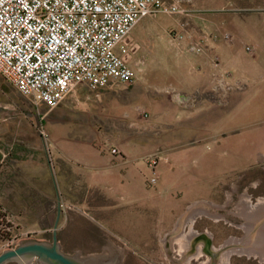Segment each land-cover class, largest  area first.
<instances>
[{
	"label": "rangeland",
	"instance_id": "obj_1",
	"mask_svg": "<svg viewBox=\"0 0 264 264\" xmlns=\"http://www.w3.org/2000/svg\"><path fill=\"white\" fill-rule=\"evenodd\" d=\"M177 1L182 14L192 13L190 22L183 29L185 20L174 26L181 14L151 15L171 28L159 26L145 41L152 49L147 65L137 58L139 43L130 56L137 79L103 90L101 99L80 86L81 105L68 96L50 110L0 75L1 133L8 139L1 145L0 205L7 216L0 255L27 242L52 243L56 234L66 252L119 264H226L213 246L247 235L238 208L245 195L254 202L264 196V73L236 77L219 56L221 70L214 67L217 55L212 73H176L175 62H195L208 52L187 48L196 0ZM183 32L189 33L177 38ZM78 153L85 157L78 160ZM152 157L160 172L154 186ZM198 205L224 216L199 217L193 243L186 216ZM26 209L32 219L23 217ZM200 241L205 246L197 254ZM231 262L264 259L233 255Z\"/></svg>",
	"mask_w": 264,
	"mask_h": 264
},
{
	"label": "built area",
	"instance_id": "obj_2",
	"mask_svg": "<svg viewBox=\"0 0 264 264\" xmlns=\"http://www.w3.org/2000/svg\"><path fill=\"white\" fill-rule=\"evenodd\" d=\"M158 12L182 14L184 9L177 0H0V75L50 110L68 96L81 105L80 86L101 99L103 90L137 79L130 56L138 46L130 35L144 17ZM188 36L187 48L195 53L204 52L212 38L234 40L230 31L204 27ZM245 49L256 54L254 45L247 43ZM219 59L215 56L213 64L221 70ZM149 165L148 182L154 186L160 180L159 159L152 157ZM4 212L0 206V224Z\"/></svg>",
	"mask_w": 264,
	"mask_h": 264
},
{
	"label": "crops",
	"instance_id": "obj_3",
	"mask_svg": "<svg viewBox=\"0 0 264 264\" xmlns=\"http://www.w3.org/2000/svg\"><path fill=\"white\" fill-rule=\"evenodd\" d=\"M195 7L196 16L193 24L195 28L204 27L206 29H214V31H230L234 36V40L231 42L226 41L221 36L214 40H209L206 56L198 58V61L195 62L182 63V65L178 61L175 62L176 73H180V71L183 73V69L187 70L185 73H212L211 59L213 55L219 56L224 66L229 68L236 77H246V75L257 72L264 73V0H196ZM191 14L189 10L185 14H181V17L178 20L176 19L174 26H180V22L185 20L182 27L184 29L190 22L189 20H191ZM159 26L163 31L171 28L169 25H158L157 22H154L153 16L150 15L144 17L131 32L130 37L133 43L138 46V49L140 44L143 46L141 51L137 50V58L140 59L142 57L145 65H147V61L151 60L152 54V49H147L145 41L149 37H153L152 31H158ZM247 43L256 47L255 55H251L246 51L245 44ZM196 64L197 68H199L197 71H195ZM183 97L190 98V93L187 96L183 95ZM2 129L3 126L1 124V132ZM6 139L7 137L1 133V163L6 157L5 149L1 145L4 144L3 142ZM84 157L82 153L76 155L78 160ZM2 179L0 176V181ZM5 203L7 204L8 201H5ZM23 217H25V220L33 218L28 209L23 211ZM34 218H37V215ZM29 228L40 229L36 224H31ZM91 256L95 259H92L93 261H98L97 255Z\"/></svg>",
	"mask_w": 264,
	"mask_h": 264
},
{
	"label": "bare ground",
	"instance_id": "obj_4",
	"mask_svg": "<svg viewBox=\"0 0 264 264\" xmlns=\"http://www.w3.org/2000/svg\"><path fill=\"white\" fill-rule=\"evenodd\" d=\"M243 199V205L241 204L242 206H239L238 210L245 219V222L241 227L246 229L247 235L245 237L232 236L228 239V241H226L225 244L221 245L220 247L213 246L214 251H223V262L226 264H232L231 260L233 255H247L264 259V196L260 197L256 202L252 201L249 195H245ZM214 214L215 215L212 216V212L207 206L198 205L194 210L190 211L186 217L188 218L187 229H190L188 233V239H192L191 242H193V238L195 240V237L198 236L196 228L193 226V224L199 217L209 216L212 218L214 217L215 219H220L224 216L218 213ZM210 232L206 231L205 234L211 238ZM182 239L185 240L184 237ZM186 243L187 240L183 242L182 246H186ZM204 246V241H200L197 244V254H201L203 252ZM193 256H190L188 259H192ZM91 258L94 259L93 257ZM89 260L91 261V259ZM208 262H210V260L204 262V264H207Z\"/></svg>",
	"mask_w": 264,
	"mask_h": 264
},
{
	"label": "water",
	"instance_id": "obj_5",
	"mask_svg": "<svg viewBox=\"0 0 264 264\" xmlns=\"http://www.w3.org/2000/svg\"><path fill=\"white\" fill-rule=\"evenodd\" d=\"M57 223V222H56ZM57 224L55 225V229ZM19 256H25L26 258H31L32 256H39L50 264H94L95 261H90L92 256L78 257L75 255L66 254L61 251L60 243L57 241V236L55 234L52 243L45 242H27L26 244H21L15 249L7 250L0 255V264H5L10 262L11 264H16L12 262L13 260H18Z\"/></svg>",
	"mask_w": 264,
	"mask_h": 264
},
{
	"label": "flooded vegetation",
	"instance_id": "obj_6",
	"mask_svg": "<svg viewBox=\"0 0 264 264\" xmlns=\"http://www.w3.org/2000/svg\"><path fill=\"white\" fill-rule=\"evenodd\" d=\"M201 234V233H200ZM55 236V235H54ZM200 235H198L197 237H199ZM196 237V238H197ZM195 238V239H196ZM53 240H54V238H53ZM59 240V238H57V241ZM53 242V241H52ZM194 242H195V240H194ZM193 242V243H194ZM60 248H61V251L62 252H64V253H66V254H70V255H75V256H78V257H85V256H91V254L90 255H84L82 252H80V251H75V252H72V253H70V252H66L65 250H64V248H63V246H62V244H60ZM198 248V247H197ZM97 257L99 258V259H97L98 261L96 262V263H94V264H119V260L116 258V259H112V260H110V258H106V257H104L103 255H97ZM89 260V259H88ZM91 261H92V258H91ZM105 261V262H104ZM12 262H16V264H23V263H20L19 261H17V260H13ZM5 264H11L10 262H7V263H5ZM24 264H50L49 262H47V261H45L44 259H42V258H40L39 256H32L31 258H29V260H28V262L27 263H24ZM93 264V263H92Z\"/></svg>",
	"mask_w": 264,
	"mask_h": 264
},
{
	"label": "trees",
	"instance_id": "obj_7",
	"mask_svg": "<svg viewBox=\"0 0 264 264\" xmlns=\"http://www.w3.org/2000/svg\"><path fill=\"white\" fill-rule=\"evenodd\" d=\"M1 206V205H0ZM2 207V206H1ZM1 216H3L4 217V215L2 214V213H0V217ZM5 221V218H4V220H2V222H4Z\"/></svg>",
	"mask_w": 264,
	"mask_h": 264
}]
</instances>
